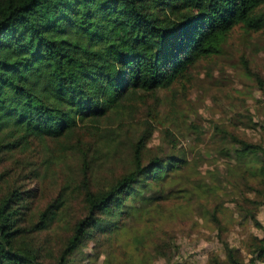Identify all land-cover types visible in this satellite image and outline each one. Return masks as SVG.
<instances>
[{
  "label": "trees",
  "instance_id": "16d2710c",
  "mask_svg": "<svg viewBox=\"0 0 264 264\" xmlns=\"http://www.w3.org/2000/svg\"><path fill=\"white\" fill-rule=\"evenodd\" d=\"M175 4L189 14L170 23ZM236 26L264 34V0H0V264H94L101 256L104 264L173 262L180 246L161 227L165 202L203 196L210 204L219 193L181 183L190 162L168 128V153L150 152L152 132L163 126L157 114L155 125L145 119L117 176L101 178L83 154L73 186L62 172L52 174L83 141L106 147L101 119L109 112L134 118L138 96L170 88L219 55ZM39 81L48 88L43 95ZM233 144L238 183L229 204L214 201L206 210L224 258L214 254L208 264H245L222 238L225 209L260 232L248 235L244 249L247 264H264V147ZM33 146L52 154V168L30 156ZM48 175V184L59 185L51 196L40 187ZM139 218L148 224L133 232L136 255L128 254L122 235Z\"/></svg>",
  "mask_w": 264,
  "mask_h": 264
},
{
  "label": "rangeland",
  "instance_id": "374dc122",
  "mask_svg": "<svg viewBox=\"0 0 264 264\" xmlns=\"http://www.w3.org/2000/svg\"><path fill=\"white\" fill-rule=\"evenodd\" d=\"M148 1L155 3L157 0ZM188 14V10L175 4L166 17L173 23ZM37 86L41 95L48 89L41 81ZM134 103V118L118 120L109 112L99 121L105 130L102 134H107L106 147L97 150L91 141H83L79 147L63 153V161L52 175L62 172L73 186V179H80L83 154L89 168L101 178L117 176L128 168L132 143L145 128V119L152 120L155 125L153 117L157 114L163 126L155 127L152 132L148 143L150 152L168 153L171 145L167 139L172 140V137H164L163 132L168 128L175 138V149L181 150L190 162V167L181 172V183L190 189H196L198 184L203 188V183L216 186L219 195L210 198V204L203 196L177 197L165 202L167 212L160 219L161 227L168 236H174L180 253L171 263L158 259L152 264H208L214 254L224 258L215 222L208 218L206 210L213 207L214 201L229 204L228 193L240 178V166L232 154L236 147L234 139L264 147V34L236 26L219 55L200 60L170 88L138 96ZM37 150L43 148L33 146L30 156L38 159L43 169L52 168V154L43 155ZM48 177L41 181L40 187L51 196L59 185L48 184ZM30 185L40 189L36 182ZM241 189L246 190L243 185ZM220 195L223 196L220 198ZM233 213L232 209H225L224 214H219L221 224L227 229L222 238L238 250L236 259L247 264L245 240L249 234L259 235L260 232L250 223H240V218ZM258 218L264 221V205L259 208ZM147 224L142 218L132 220L122 238L130 243L133 232ZM126 251L136 255L131 243ZM103 259L101 256L94 264H104Z\"/></svg>",
  "mask_w": 264,
  "mask_h": 264
}]
</instances>
